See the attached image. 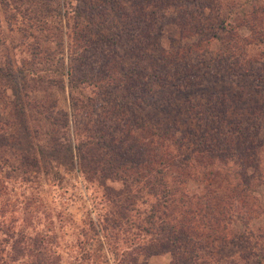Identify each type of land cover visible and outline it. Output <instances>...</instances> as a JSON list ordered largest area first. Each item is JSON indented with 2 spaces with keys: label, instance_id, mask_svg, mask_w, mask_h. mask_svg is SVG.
I'll use <instances>...</instances> for the list:
<instances>
[{
  "label": "rangeland",
  "instance_id": "1",
  "mask_svg": "<svg viewBox=\"0 0 264 264\" xmlns=\"http://www.w3.org/2000/svg\"><path fill=\"white\" fill-rule=\"evenodd\" d=\"M94 1L98 7L90 10L82 0H63L68 12L57 22V17L54 20L42 17L44 10L39 3L0 0V63L10 62L13 68L20 67L33 76L39 73L54 83L59 79L55 70L62 62L63 67L67 65L73 69L75 76L83 73L101 75L104 60L112 56L116 69L123 72L127 67H148L147 55H156L160 48L177 49V62L161 69L155 67L154 73L171 79L175 70L178 74L194 76L191 71L194 68L199 72L197 78L201 82L194 87H161L146 75V87L149 86L143 94L146 100L133 104L134 115L147 113L166 121L173 117L182 133L186 127L196 128L193 120L186 114L177 115L160 99L167 97L182 103L204 92L223 97L226 119L220 129L230 131L238 127L237 133L228 134L230 139L220 140L211 154H225L227 160L230 154L235 157L227 166L232 173L231 183L242 175L254 179L252 190L246 193L248 201H245L250 212L247 225L237 220L228 224L226 239L216 241L210 254L203 249L197 252L208 260L199 264H264V120L261 123L263 129L256 133L251 125L255 126L258 118L244 119L249 114L248 105L256 107L255 116L260 108L259 115L264 117V95L249 90L252 87L264 89L260 81H255L264 80V0H159L164 9L152 3L151 7L144 6L145 11L134 9L129 15L114 10L106 2ZM172 4L178 7L170 9ZM49 5L53 6V2L50 1ZM80 5L92 14L97 12V19L104 20L105 24L101 28L93 24H77L75 31L84 36L89 47L74 52V46L79 42L72 41L76 18L71 10ZM131 19L141 20L132 24ZM140 30L148 34V38L138 44L143 38L141 33L136 35ZM209 60L213 62L210 68L215 72L213 74L205 68ZM216 60H221L222 65H217ZM203 71L208 76L201 79ZM16 74L19 75L18 71ZM216 74L221 78L215 81L212 76ZM48 81L42 85L46 86ZM39 83H33L27 75L26 85L36 87ZM140 87L133 88V91H142ZM47 91L46 100L49 98L48 101H54L63 109L67 106V92L59 94L54 88ZM119 91L130 101L132 96L128 92L122 88ZM44 94V90L35 91L31 94L35 95L34 98L29 95L30 101L28 98L24 101L36 108V100ZM83 95L90 97L88 102L92 106L84 108L86 113L72 114L67 130L57 132L65 139L57 141L70 145L76 143L83 135V132H77V128L95 123V119L103 115L102 110L108 108L110 102L96 90L86 88ZM151 103L154 104L150 106ZM247 125L248 139L240 134ZM43 140L40 134L33 139ZM128 141L132 146L135 144L131 143L132 139ZM5 157L6 151L0 150V159ZM51 164L47 173L42 167L35 172H23L13 169L9 159L0 161V264H169L170 260L173 264L196 263L189 256L180 260L172 257L162 245L154 243L153 247L148 241L149 236L142 235L136 228L142 219L141 213L148 210L152 198L145 197V201L135 203V211L129 213L133 224L120 221L114 226L109 221L108 189L87 180L74 165ZM105 185L120 188L118 181H106ZM222 185L225 186V182ZM185 186L188 194L204 192L202 182L196 179L188 181ZM229 193L219 191L216 197L227 201L232 195ZM231 204L240 208L241 202L232 200ZM239 232L242 234L237 235Z\"/></svg>",
  "mask_w": 264,
  "mask_h": 264
},
{
  "label": "trees",
  "instance_id": "2",
  "mask_svg": "<svg viewBox=\"0 0 264 264\" xmlns=\"http://www.w3.org/2000/svg\"><path fill=\"white\" fill-rule=\"evenodd\" d=\"M30 1L42 5L45 12L42 14L43 18L52 17L54 20L57 17V22H60L68 12L64 9L63 0ZM50 1L53 2V6L49 5ZM82 1L90 10L97 5L94 0ZM100 1L108 3L110 7L120 10L124 15H129L134 9L145 11L144 6L151 7L152 3L163 7L159 0ZM175 7L178 6L173 7L172 4L170 9ZM72 13L76 18L73 29L81 23L93 24L100 28L105 24L104 20L97 19V12L92 14L91 11L83 10V5L73 7ZM139 20L141 19L128 21L134 24ZM144 30L146 31V27ZM72 32L74 34L72 41L79 42V45L74 46V52L78 49H87L89 45L84 36L75 29ZM139 33L143 38L138 44L148 38V34L143 31L136 32V35ZM213 35L217 37L216 34ZM178 53L177 49L160 48L156 55H147L148 67L141 69L137 66L127 67L123 72L116 69V61L112 60V56L111 59L104 60L101 75L83 73L75 76L73 69L67 65L63 67L62 62L59 69L55 70L59 79L54 80V83L45 80L39 73L33 76L20 67L13 68L10 62H1L0 150L6 151L7 157L0 161L7 162L9 159L14 166L13 169L23 172H35L42 167L41 169L47 173L53 165L51 162L56 165H74L87 180H93L100 187L108 189L106 200L110 207L109 221L114 226L120 221H129L133 224L132 219H129V213L135 211V203L139 200L145 201V197L152 198L148 210L141 213L142 219L136 224V228L142 235L149 236L147 239L153 247L154 243L162 245L172 257L180 260L184 256H189L194 263L196 262L195 264H199L208 260L197 252L203 249L210 254L216 241L226 239L228 224L231 225L235 220L244 225L248 224L250 209L245 205V201H248L246 193L252 190L251 182L254 179L242 175L231 183L232 173L227 166L235 157L230 154L227 160L225 154H211L220 140L230 139L228 134L237 133L238 128L230 131L220 129L221 123L226 119L224 99L221 95L204 92L187 98L182 103L167 97L160 99V102L174 109L177 115L186 114L193 120L196 128L186 127L182 133L178 130L177 121L173 117L171 121H166L147 113L134 115L133 104L138 100H146L143 94L144 90L149 88L146 87L148 77L154 79L161 87L165 85H174L177 88L194 87L201 82L197 78L200 74L194 68H191L194 76L178 74L175 70L171 79L154 73L155 67L161 69L166 64H175L179 58ZM237 59L235 58V61ZM210 61L206 63L205 68H209V72L213 74L215 72L210 71L213 62ZM215 63L222 65L221 60H216ZM120 68L123 69L122 65ZM246 72L253 73L249 70ZM197 73L199 75H196ZM27 75L33 83H40L36 87L26 85ZM201 76L203 77L201 79H204L208 75L203 71ZM212 77L215 81L221 78L217 74ZM46 81L48 84L43 86ZM255 81H260L264 85L263 79ZM140 84L143 87H140ZM136 87H140L142 91H133ZM49 88H54L59 94L67 92L68 102L64 109L54 101H48L49 98L46 100ZM86 88L103 94L110 102L108 108L102 110L103 115L98 116L95 123L77 128V132H83V135L78 137L76 143L72 145L61 143L56 139L65 138L58 136L57 132L67 130L71 115L78 114L79 111L86 113L84 108L92 106V103L88 102L90 97L83 95ZM120 88L132 96L130 101L120 95ZM40 90H44L45 94L36 100L37 107L34 108L29 103L26 105L24 100H27L29 95L34 98L35 95L31 94ZM249 90L257 95H264L263 88L252 87ZM255 109L256 107L248 105L249 114L244 119H249L250 116L258 118L255 126L251 127L259 133L263 129L261 123L264 117L259 115L262 112L260 108L255 116ZM248 126H244L245 131L240 133L245 138ZM39 134L44 140L33 141ZM262 135L264 139V129ZM128 139H132L131 143L135 144L132 146ZM217 168L219 170L214 171ZM195 179L202 182L204 192L199 195L188 194L185 184ZM106 181H118L120 188H107ZM222 182H225V186ZM219 191L221 194L231 192L232 195L227 197V201L221 197L217 199L216 193L218 196ZM232 200L241 202L240 208L232 205ZM240 234L242 233H237ZM169 264L173 262L170 260Z\"/></svg>",
  "mask_w": 264,
  "mask_h": 264
}]
</instances>
